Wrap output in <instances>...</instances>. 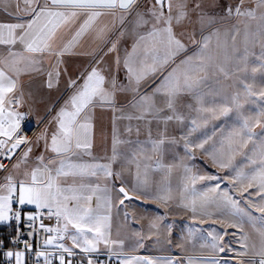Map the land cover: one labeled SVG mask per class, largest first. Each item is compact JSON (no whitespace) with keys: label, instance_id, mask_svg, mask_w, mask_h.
<instances>
[{"label":"crops","instance_id":"1","mask_svg":"<svg viewBox=\"0 0 264 264\" xmlns=\"http://www.w3.org/2000/svg\"><path fill=\"white\" fill-rule=\"evenodd\" d=\"M246 1L248 5L241 4V1L236 3L233 0H187V17L179 24L173 20L174 32L186 45V51L177 56L174 62L163 71L142 81L138 93L117 91L112 98V104L97 103L89 110L92 125L90 130L92 147L88 150L90 155L85 154L84 150L74 149L77 154H70L71 162L110 165L113 173L111 177H106L103 171L97 170L96 176L85 177L83 182L93 187L98 185L100 189L106 187L109 189L107 192L98 191L93 196L90 206L97 209L99 203L98 211L110 217L108 227L105 229L106 237L111 241L123 242L109 245L101 242L97 245L98 250L115 252L119 263L122 259L135 256L140 260L151 258L154 261L158 257H170L173 259V264H189L190 259L194 264H212L213 258L216 264H250L253 256L252 245L255 244L257 249L259 248V233L246 220L240 230L229 227V223L234 222L236 218L222 216L215 205L207 209L216 217L215 223L213 219L202 214L199 205L195 213L183 207L191 196L190 192H184L185 184L191 188L187 180L188 176L217 175L223 179L221 187H228L232 183L231 177L235 175V170L249 163L248 157L259 159V145L264 142V66H262L264 59H258L264 57V8H257L256 0ZM154 2L155 0H139L137 11L146 13ZM178 2L179 0H172L173 16L176 14ZM196 4L200 7L194 8ZM238 5L241 6V11L254 9V15H237L235 9ZM25 7L23 0H0V22H22L27 19ZM229 8L232 9L231 15L228 13ZM198 14H203L204 23L200 22ZM119 16V12L115 19L107 14L101 16L93 29L81 37L70 53L61 58L63 63L58 69L60 76L59 78L53 76L51 88L47 86V72L52 70L47 60L43 65L42 74L26 73L20 76L15 94L17 96L23 94L22 103L19 106L14 105V109L25 113L28 122L36 125V131L33 137L27 140L29 143L22 145L20 151L14 156L9 167L0 177V185L6 183L5 178L9 175L17 185L20 180L30 179L23 173L25 169L30 171L36 166L35 158L42 153L46 160L52 156V153L45 151V141L42 137L47 132L50 143L51 134L57 130L53 118L73 91L68 87L69 79H78L95 66L102 75L108 78L115 76L119 85H128L123 59L125 50L131 49L134 37L131 35L130 25L125 29V35H120ZM208 18L212 19L211 24L206 22ZM202 24L207 25L203 28L198 27ZM105 26H107L105 37L95 39L97 30ZM76 27L78 24L73 25L72 30L74 31ZM57 35L58 39L55 42L57 47L70 38L67 28H62ZM59 37L64 39L61 40ZM204 37H208L205 51L213 58L206 73L195 71L194 65L199 63L195 57L191 65H180V61L199 51ZM117 40H119L117 50L109 53L108 49L112 42ZM193 40L196 43H193ZM19 49L20 46L16 45L15 50ZM4 55H7L6 47L0 45V56ZM101 56L102 63L96 64L95 61ZM117 57L120 60L119 65L116 62ZM177 65H180L176 73L178 76L185 71L204 76L198 88L191 93H182L177 99L176 108L184 117L182 121L174 119L165 122L157 116L156 110L164 107L162 103L164 97L159 94L154 97L156 107L151 112L145 111L142 107L133 106L140 95H152L162 77ZM217 66L225 67L229 75L225 77L218 71ZM245 84L251 89L250 95L244 91ZM237 93L240 94L239 109L232 104V97ZM197 97L202 99V105L197 103ZM201 106L215 111L197 112V108ZM221 107H229L231 111L227 115H221ZM170 114L165 109L159 116ZM245 119L253 133L252 140L246 147L240 148V137H236L233 147L243 155H235L234 167L219 168L213 163V155L220 158L222 152H227V141L224 142L225 148L221 149L222 139L233 129H239ZM193 120L196 121L195 124ZM114 138L117 141L115 143L116 159L112 160ZM246 138L247 133H245ZM160 140H163V143H159L154 150L153 142ZM205 140L207 143L202 149L193 147ZM186 144L188 148L185 147ZM29 146L32 152L28 162L22 164L19 169L14 168L13 165ZM203 161L208 163L210 168L202 164ZM177 165L182 167L181 174L179 171L178 175L174 172ZM198 166L204 167L207 174H198ZM186 167L190 171L186 172ZM165 171L166 173L171 171V174L165 176ZM138 175L147 183L139 184ZM79 182L78 177L77 183ZM215 183L217 181H198L195 187L197 192H203ZM246 184L247 181L244 182L245 186ZM119 186L124 187L132 197L125 200L118 191ZM236 188L239 189L240 185H236ZM250 191L253 192L252 198L258 201L259 198L255 197L254 190ZM16 195L18 196V187ZM233 195L241 201V207H247L240 191H234ZM96 196L101 199L97 201ZM157 196L170 198L165 202L157 199ZM244 196H248V193H244ZM121 200H124L123 204L120 203ZM249 211L255 216L261 215L254 208ZM221 220L225 222L221 223ZM5 222H0V225ZM213 228L219 236L215 241L217 244L215 249L211 247L213 241L208 235ZM229 232L235 236V238L231 237L234 241L229 240ZM190 233L194 235L190 236ZM244 234L249 237L248 249L246 255L240 256L238 253L245 251L240 247ZM56 243L71 247L67 234L64 240H57ZM228 246H235L237 255L221 254L219 247L226 249ZM49 247L54 251H60L53 245ZM256 261L258 263V256ZM133 264L137 262L134 261ZM156 264H163V262L156 261Z\"/></svg>","mask_w":264,"mask_h":264},{"label":"snow or ice","instance_id":"2","mask_svg":"<svg viewBox=\"0 0 264 264\" xmlns=\"http://www.w3.org/2000/svg\"><path fill=\"white\" fill-rule=\"evenodd\" d=\"M25 3V12L27 19L22 22L5 23L0 22V45L6 47L7 55L0 56V158L11 161L17 149L24 144H28L26 137L19 136L18 132L21 127V121L25 118V113L17 112L15 106L22 103L21 96H17L16 89L19 86L20 76L26 73L44 72L43 65L45 61L50 62L51 71L47 72V86H53V76L59 78V66L63 63L62 57L70 53L72 49L79 43L81 37L90 32L96 21L103 15H111L114 19L117 13H120V35H125V29L130 25L131 35L134 37L130 50H125L123 59V68L126 71V79L128 85H119L115 76L108 78L101 74L97 67L93 66L91 70L78 79H69L68 87L72 89V94L65 101L64 106L59 110L53 118L57 130L51 134L50 143L47 132L43 134L45 141V151L52 153L47 160L43 153L35 158L36 166L29 171L25 169L23 175L30 179L20 180L17 185L11 175L7 176L6 183L0 185V222L7 221L12 218L9 214L12 212V203L18 187V203L20 205H34L37 209L35 215L26 217L29 221L40 219L42 213L40 210L46 209L48 218L55 216L60 226L57 228L47 227L43 223L40 228L46 233H56L49 235L44 241L45 245H53L62 253H67L69 257L75 255L73 249L78 248L80 252L89 254L97 252V245L103 242L105 245L122 244V241H111L106 237L105 229L108 227L110 217L102 215L98 209L90 206L93 196L98 191H109L106 187L100 189L99 186L93 187L84 183L83 178L88 176H96L97 170L103 171L106 177H111L113 173L108 164H89V163H73L71 155H76V150H84L85 154H89L91 149V123L89 110L97 103L112 104V98L117 91L133 93L139 92L142 81H145L157 72L163 71L175 58L186 51V45L182 42L173 29V20L177 24L181 23L188 15L187 0H179L176 6V14L173 16L172 0H155L154 4L148 8L147 12L137 11L138 0H23ZM243 0H241V4ZM199 4L194 8H199ZM257 8H264V0H256ZM166 9V11H165ZM101 10H107L101 11ZM254 9L241 11V6H237L235 13L237 15L253 16ZM229 15L232 9H228ZM200 22L204 23L203 14H198ZM81 18L82 22H81ZM19 19V18H18ZM207 23L213 21L208 18ZM78 27L72 30L73 25ZM115 26V25H113ZM62 28H67L70 38L63 42L60 46H55L58 39V32ZM107 26L97 30L95 39H103L106 35ZM63 40V37H59ZM208 37L203 38L199 51L180 61V65H191L195 57L199 63L194 65L197 73H206V69L211 66L213 58L205 51L207 48ZM119 40L112 42L108 52L117 50ZM193 43H196L193 40ZM19 45L20 49L15 50V46ZM258 59H264L260 57ZM103 57L96 60V64H100ZM117 64L120 60L117 57ZM180 65L167 72L160 83L153 90L152 95H140L138 101L133 104L134 107H142L145 111L151 112L155 107L154 97L159 94L164 97L162 103L163 108L156 110L157 116L165 122L171 120L182 121L184 117L180 115L176 108L178 97L182 93H191L200 85L204 76L193 75L189 71H185L182 75H176ZM264 66V65H262ZM218 71L225 77L229 72L223 66H217ZM239 70V69H238ZM82 81V83H81ZM241 83H244L241 81ZM244 91L251 94L250 87L245 84ZM239 93L232 97V104L239 109ZM197 103L202 105V99L197 97ZM165 109L170 115L159 116ZM201 106L197 108V112H214ZM231 111L229 107H221L220 114L227 115ZM196 123L195 120L192 121ZM245 133L247 138L245 139ZM253 133L248 125L247 119L239 129H233L221 141V149L225 148L227 141V152H222L221 157L217 158L213 155V163L221 169L234 167L233 161L236 154L243 155L233 145L236 143L235 138L240 137V148L246 147L248 142L252 140ZM211 137H209L210 139ZM39 139V138H38ZM114 138V150L112 160L116 159ZM163 140L153 142V149L158 147ZM207 141L193 145L196 148H203ZM188 148V145H185ZM255 151V149H254ZM32 148L29 146L22 153L14 168L19 169L22 164H26L30 157ZM226 156V158H224ZM3 159H0V171L5 170ZM249 163L237 168L235 175L231 177V185L221 187L223 179L217 175L199 176L191 175L187 180L191 184L184 186V192H190L191 196L188 203H184L183 207L190 209L193 213L197 211V205L202 210V214L215 223L216 217L207 209L215 205L217 211L222 216L235 217L234 222L229 223V227L242 230L245 220L259 233V248L252 245L253 256L250 264H257L256 257H259L258 264H264V142L259 145V159L252 157L247 158ZM247 169V171L245 170ZM185 171H190L187 167ZM117 177L119 174H116ZM80 182L77 183V178ZM71 178V180H69ZM139 184L144 185L146 180L137 177ZM217 181L213 186L206 188L203 192H197L196 183L198 181ZM247 181L246 186L244 182ZM236 185H240L237 189ZM259 200L255 201L253 197ZM118 191L125 199H130L128 192L124 187H120ZM234 191H240L241 197L247 207H241V201L233 195ZM248 193V196H244ZM159 200L167 201L170 197L157 196ZM97 201L101 197L96 196ZM106 202H107V198ZM183 199V193H182ZM121 204L124 200L120 201ZM255 209L260 216H255L249 209ZM110 211V204H109ZM17 221L20 220V213H14ZM224 223V220L220 221ZM259 222V227H257ZM29 227H33L29 224ZM73 230V231H70ZM67 239L71 241V247L65 246L63 243H56L57 240ZM91 234V236H89ZM29 235H32L30 232ZM194 234L190 233V236ZM213 243L212 248H217L215 241L219 238L215 228L208 233ZM248 235L244 234L240 241V247L245 251L238 253L240 256L247 254ZM26 247L30 245L26 244ZM204 246V245H202ZM224 247H219L220 252H224ZM232 250V249H229ZM8 257L13 256L11 251L5 254ZM38 256L46 255L45 253H37ZM50 255V254H47ZM22 252H16V264H22ZM59 264H72L70 260L66 262L63 254L57 257ZM156 264V261H162L163 264H173L170 257H158L154 261L151 258L140 260L138 257L130 259H122L120 264ZM45 264H51V261L45 260ZM88 264H93L91 257ZM189 264H194L190 259ZM212 264H216L212 259Z\"/></svg>","mask_w":264,"mask_h":264},{"label":"built area","instance_id":"3","mask_svg":"<svg viewBox=\"0 0 264 264\" xmlns=\"http://www.w3.org/2000/svg\"><path fill=\"white\" fill-rule=\"evenodd\" d=\"M34 129L35 125L29 123L24 118L21 121L18 135L21 136L24 131L26 133L25 137L28 140L33 134ZM4 161L6 162V169L12 160L5 159ZM17 211L20 213L19 221L14 217V213ZM40 211L42 213L40 219L35 221L27 220L26 217L28 215H35L37 209L28 204L20 205L18 203V196L15 194L12 212L9 214L12 218L0 225V264H16V252L23 253L22 264H45L46 259L51 261V264H59V260L57 259L59 253L64 254L66 262L70 260L72 264H88L89 257H91L93 264H120L118 255L111 250H98L97 252L84 254L79 249H73L75 255L71 257L67 253L52 250L49 245H45L44 241L49 235H56V233L44 232L40 228V224L43 223L47 227L57 228L60 226V223L57 222L55 216L49 219L46 209ZM29 224H32L33 227H29ZM30 232L32 235H29ZM26 244L30 245V247H26ZM9 251L13 253V256L8 257L5 255ZM37 253H45L46 255L38 256Z\"/></svg>","mask_w":264,"mask_h":264},{"label":"rangeland","instance_id":"4","mask_svg":"<svg viewBox=\"0 0 264 264\" xmlns=\"http://www.w3.org/2000/svg\"><path fill=\"white\" fill-rule=\"evenodd\" d=\"M139 1V0H138ZM234 2H239V1H241V0H233ZM247 2L248 1H246V0H243V5H248L247 4ZM219 3V2H218ZM237 5V4H236ZM245 7V6H244ZM207 24H202V25H199L198 27H205ZM35 131H36V125H35V129H34V132H33V134L31 135V137H33V135H34V133H35ZM30 137V138H31ZM1 139V138H0ZM21 147H22V145L18 148V150H17V152H16V154L20 151V149H21ZM15 154V155H16ZM199 160V159H198ZM11 163V162H10ZM205 164L206 165V167H208V168H210L209 166H208V163H206L205 161H203L202 162V164ZM10 165V164H9ZM9 165H8V167H9ZM7 167V168H8ZM6 168V169H7ZM174 168V167H173ZM175 168L176 169H174V172L178 175V173H179V171H180V174H181V171H182V167H180V165H177V166H175ZM6 169L5 170H3V171H0V177L1 176H3V174L5 173V171H6ZM198 170H199V173L198 174H200V175H205V174H207V173H205L206 171H205V168L204 167H200V166H198ZM171 174V171H168V173H166V171H165V176H168V175H170ZM231 237H234L235 238V236L231 233V232H229L228 233V238H229V240L230 241H234V239L233 238H231ZM229 249H232V250H229ZM221 254H223V255H225V256H234V255H237V250H236V247L235 246H233V247H229L228 246V248H226V250L224 251V252H222Z\"/></svg>","mask_w":264,"mask_h":264},{"label":"bare ground","instance_id":"5","mask_svg":"<svg viewBox=\"0 0 264 264\" xmlns=\"http://www.w3.org/2000/svg\"><path fill=\"white\" fill-rule=\"evenodd\" d=\"M25 135H26V133L23 131L21 136H24L25 137ZM1 159H3V158H1ZM4 160L5 159H3V163L5 164L6 162Z\"/></svg>","mask_w":264,"mask_h":264},{"label":"water","instance_id":"6","mask_svg":"<svg viewBox=\"0 0 264 264\" xmlns=\"http://www.w3.org/2000/svg\"><path fill=\"white\" fill-rule=\"evenodd\" d=\"M120 187H122V186H119L118 189H119ZM128 194H129V193H128ZM123 197H124V196H123ZM129 197H132V195L129 194ZM124 199H125V198H124ZM125 200H126V199H125Z\"/></svg>","mask_w":264,"mask_h":264},{"label":"trees","instance_id":"7","mask_svg":"<svg viewBox=\"0 0 264 264\" xmlns=\"http://www.w3.org/2000/svg\"><path fill=\"white\" fill-rule=\"evenodd\" d=\"M0 237H1V232H0Z\"/></svg>","mask_w":264,"mask_h":264}]
</instances>
